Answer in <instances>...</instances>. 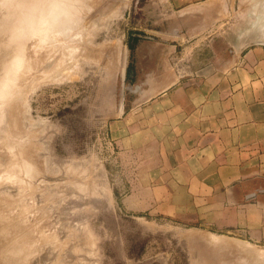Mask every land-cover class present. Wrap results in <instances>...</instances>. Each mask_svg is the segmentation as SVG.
I'll return each mask as SVG.
<instances>
[{
	"label": "rangeland",
	"instance_id": "rangeland-1",
	"mask_svg": "<svg viewBox=\"0 0 264 264\" xmlns=\"http://www.w3.org/2000/svg\"><path fill=\"white\" fill-rule=\"evenodd\" d=\"M82 1L77 3L86 8L82 9L83 21L75 17L62 27L54 26L56 31L49 39L35 35L34 40L31 37L23 42L21 55L28 59L24 73L21 71L12 86L10 82L3 86L5 93L0 97H9H2L8 100L5 102L0 98L2 107L15 108L6 114L0 107L2 119L11 117L8 123L1 119L0 229L9 222L26 220L21 233L34 237L27 264H264V244L184 227L126 206L125 197L134 187L129 180L136 176L140 163L127 161V154H121L120 128L111 124L119 118L131 92L123 75L130 62L128 38L142 39L153 31L170 33L168 23L173 19L164 9V0ZM18 2H0V54L5 53V58L15 43L6 45L18 27L5 7ZM216 18L213 29L204 33L217 35L212 46L264 43V0H236L234 9ZM78 19L82 21L79 24ZM176 31L171 32L172 38ZM54 34L72 41L71 45ZM37 43L42 48H37ZM2 44L8 48L7 55ZM58 45H65V52L57 50ZM66 46L76 47V54ZM69 53L77 56L76 60ZM54 63L60 70L71 67V73L64 70L70 73L64 77ZM20 199H24L23 205L32 200L22 212L15 205ZM36 212L42 215L38 221Z\"/></svg>",
	"mask_w": 264,
	"mask_h": 264
},
{
	"label": "crops",
	"instance_id": "crops-1",
	"mask_svg": "<svg viewBox=\"0 0 264 264\" xmlns=\"http://www.w3.org/2000/svg\"><path fill=\"white\" fill-rule=\"evenodd\" d=\"M235 2L164 0L170 33L133 48L111 126L140 163L129 209L264 244V43L216 48L204 34Z\"/></svg>",
	"mask_w": 264,
	"mask_h": 264
},
{
	"label": "bare ground",
	"instance_id": "bare-ground-1",
	"mask_svg": "<svg viewBox=\"0 0 264 264\" xmlns=\"http://www.w3.org/2000/svg\"><path fill=\"white\" fill-rule=\"evenodd\" d=\"M80 1H82V0H80ZM90 1V0H89ZM0 2H3V0H0ZM72 2L75 4V10H74V12H73V14H72V16H71V19H67V18H64V17H60V18H54V17H51V16H40V17H37V18H35V19H33L32 21H30L28 24H26V25H24L25 27L23 28V26H18V27H16L17 28V30L15 29V33L10 37L11 38V40H9V42H8V44L6 45V46H8V45H10V44H12V43H15L13 46H12V50H10V52H9V54H8V48H6V46L4 45V44H2V46L4 45L5 46V48L3 47V49H5V50H7V52H6V55L8 54V58L6 57H3L4 56V54L5 53H3V56L1 55L2 54V52H1V54H0V57L2 56L3 58H5L3 61H2V59L0 58V61H2L3 62V64L2 65H0V96H1V94L4 92L2 89H3V86L4 85H6V84H9V82L11 83V86H12V81L13 80H15L17 77H18V75L21 73V71L23 70V67L25 66L26 67V65H25V62L28 60H26V57L27 56H25V59H23V57H22V55H21V53H23V51H22V47H23V45H25V44H23V42L24 41H26V42H28V40L30 41V39L29 38H31V37H33V40H34V38H36L38 35H40L42 38L43 37H48V35H50V34H52V33H54V31H56V30H53V28H54V26L55 27H62L64 24H63V22H72V20L75 18V17H80V19H81V17H83L84 16V14H82V9L84 8V6L82 7H80L79 5H78V0H72ZM78 2V3H77ZM82 2H84V4L86 5L85 7H87V4H88V6H89V3L86 1H82ZM91 2V1H90ZM79 4H82V3H79ZM83 4V5H84ZM12 4L10 3L8 6H6L5 7V10H7V12H11L12 10H11V6ZM84 9H86V8H84ZM90 9V8H89ZM88 10V9H87ZM91 10V9H90ZM85 11V10H84ZM111 11V10H110ZM86 12V11H85ZM84 13V12H83ZM91 13V12H90ZM85 15H86V13H85ZM85 17V16H84ZM88 18V17H87ZM86 18V19H87ZM80 19H78V24H79V22L82 20H80ZM76 20V19H75ZM80 20V21H79ZM84 20V19H83ZM82 20V21H83ZM81 21V22H82ZM74 22V21H73ZM57 24H59V25H57ZM73 24V23H72ZM71 24V25H72ZM81 24L82 23H80V26H81ZM57 25V26H56ZM75 25V24H74ZM15 26V25H14ZM76 26H78L77 24H76ZM86 26V25H85ZM72 27H74V26H72ZM82 28V27H81ZM0 30H1V27H0ZM73 30V29H72ZM76 30V29H75ZM81 30V29H80ZM62 31V30H61ZM78 32V31H77ZM58 33V32H57ZM57 33H55V34H57ZM68 33H70V32H68L67 31V34ZM71 33H74V30H73V32L71 31ZM71 33H70V35H71ZM54 34V37L56 36ZM59 34V33H58ZM76 34V33H75ZM35 35H36V37H35ZM53 35V34H52ZM74 35V34H73ZM40 36H38V37H40ZM57 36H59V35H57ZM56 36V37H57ZM69 36V35H68ZM76 36V38H74V41H75V39H76V41L75 42H77V37H79L78 36V34L77 35H75ZM81 36V35H80ZM55 37V38H56ZM59 38H60V36H59ZM47 39V38H46ZM48 39H49V37H48ZM51 39H52V37H51ZM56 39H58V38H56ZM72 39H73V37H72ZM72 39H69L70 41L72 40ZM31 40H32V38H31ZM60 40L62 41V40H64V39H62V38H60ZM66 40H68V39H66ZM68 40V41H69ZM52 41V40H51ZM57 41H59V40H57ZM65 41V40H64ZM26 42H24V43H26ZM46 43H47V40L45 41ZM72 42V41H71ZM71 42H67V41H65L64 43L67 45V43L68 44H70L71 45ZM51 43V42H50ZM82 43V42H81ZM37 44H39V45H37V48L39 47H41L40 46V43H37ZM52 44V43H51ZM61 44H63V42L61 43ZM75 44H77V43H75ZM33 45H35V44H33ZM50 45V44H49ZM69 45V46H70ZM73 45H74V43H73ZM60 45H58V46H56V47H59ZM67 47L66 46V48H71V47H73V46H71V47ZM79 46V45H78ZM1 47V46H0ZM36 47V46H35ZM51 47V46H50ZM49 47V48H50ZM42 48V47H41ZM54 47H52V49H53ZM62 48H65V45L64 46H62ZM61 48V46H60V48L59 49H57V50H61L62 49ZM76 48V47H75ZM75 48H71V53H73V55H75L76 54V52L74 51V49ZM79 48V47H78ZM1 49H2V47H1ZM56 49H54L53 51H55ZM4 50V51H5ZM28 50H30V49H28ZM31 50H34V49H31ZM41 50H44V49H41ZM46 50V49H45ZM57 50H56V52H57ZM64 49H62V51H63ZM67 51H69L68 49H66ZM3 51V50H2ZM3 51V52H4ZM22 51V52H21ZM38 51H40V50H38ZM49 52H50V49L48 50ZM52 51V50H51ZM114 51V50H113ZM43 52V51H42ZM55 52V53H56ZM63 52H65V50L63 51ZM75 52V53H74ZM28 53H30V52H28ZM36 53V52H35ZM48 53V52H47ZM53 53V52H52ZM55 53H53V54H55ZM71 53H69L70 55H72ZM33 54H34V52H33ZM53 54L51 55V53L49 54V55H51L52 57H53ZM59 54L60 55H62L61 54V52H59ZM65 54V53H64ZM28 55V54H27ZM36 55V54H35ZM44 55V54H43ZM47 56H49L48 54H46ZM45 55V56H46ZM59 55V56H60ZM72 55V57H74L75 58V56H73ZM31 56V55H30ZM29 56V60H32V58ZM44 56V57H45ZM50 56V57H51ZM65 56V55H64ZM68 56V55H67ZM67 56H66V58H67ZM22 57V58H21ZM44 57H41V59H45ZM72 57H70L69 56V58L71 59ZM21 58V59H20ZM34 58V57H33ZM36 58H38V57H36ZM59 58V57H58ZM69 58H67V59H69ZM74 58H72V59H74ZM76 58H77V56H76ZM76 58H75V60H76ZM40 59V58H39ZM51 59V58H50ZM61 59V57L59 58V59H57L58 61ZM62 59H63V57H62ZM66 59V61H68ZM69 59V60H70ZM45 60H47V58L45 59ZM49 60V59H48ZM64 60H65V58H64ZM74 60V61H75ZM43 61V60H42ZM62 61V60H61ZM60 61V62H61ZM71 61H73V60H71ZM2 62H0V64L2 63ZM32 62V61H31ZM30 62V63H31ZM36 63L38 62V61H35ZM34 62V63H35ZM44 62V61H43ZM42 62V63H43ZM55 62H56V60H55ZM64 62V61H63ZM77 62V61H76ZM76 62H74V63H76ZM33 63V62H32ZM35 63V64H36ZM41 63V64H42ZM58 63V62H57ZM57 63H54V64H56V67L58 66L57 65ZM62 63V62H61ZM69 63V62H68ZM71 64H72V62H70ZM73 63V65H75ZM26 64H28V62L26 63ZM31 65V64H30ZM60 65V64H59ZM63 65V64H62ZM64 65H65V62H64ZM63 65V67H65ZM66 65H67V63H66ZM72 65V66H73ZM39 66H41V65H39ZM55 66V65H54ZM27 67H28V65H27ZM52 67H53V64H52ZM55 67V68H56ZM31 68V67H30ZM38 68V67H37ZM54 68V69H55ZM62 68V67H61ZM66 68H67V66H66ZM69 69V70H68ZM68 71L70 72L72 69H71V67L69 68L68 67ZM35 70L36 69H34L33 71L35 72ZM50 70V69H49ZM56 70H58L59 71V73L60 72H64V70H66L65 68H64V70L62 69V70H60V69H58V67L56 68ZM66 70V71H67ZM30 70L28 69V72H29ZM40 71H42V70H40ZM65 71V72H66ZM26 72V71H25ZM31 72H32V70H31ZM48 72H50V71H48ZM64 72V73H65ZM22 73H24L23 71H22ZM36 73V72H35ZM53 73V72H52ZM56 74V75H60V74ZM67 73V72H66ZM65 73V75L64 74H61V78H64L66 75H68V74H70V73H68V74H66ZM35 75V74H34ZM45 75V74H44ZM64 75V77H62ZM52 76V75H51ZM43 77V76H42ZM41 77V78H42ZM47 77H49L50 78V75H48ZM55 77V76H54ZM54 77H52V78H54ZM70 77V76H69ZM45 78H46V76H45ZM44 78V79H45ZM49 78H47V79H49ZM57 78V77H56ZM67 78H68V76H67ZM46 79V80H47ZM51 79V78H50ZM58 79V81L60 80L59 78H57ZM53 80V79H52ZM62 80V79H61ZM51 81V80H50ZM55 81V80H54ZM5 90V89H4ZM5 93V92H4ZM7 93V92H6ZM6 95V94H5ZM4 94H3V96L2 97H4V98H6V96H5ZM9 95V94H8ZM2 97H0L1 99H3V101H4V98H2ZM9 97V96H8ZM7 97V98H8ZM6 98V99H7ZM11 98V97H10ZM13 99V98H12ZM14 100V99H13ZM5 101H8V100H5ZM4 101V102H5ZM1 103H2V105H3V102H0V107H2V105H1ZM11 103V100H10V102H9V104ZM14 103V102H13ZM6 104H8L7 102H6ZM12 104V103H11ZM15 105V104H14ZM11 106V105H10ZM13 106V105H12ZM4 107V106H3ZM3 107H2V109H3ZM8 108H9V106H7ZM13 107H11V109L9 108V109H6V107H4V109H5V113L7 114V112L8 111H10L11 110V112H9V113H12L13 112V110H14V108L12 109ZM0 110H1V108H0ZM2 112H4V111H2ZM2 112H0V131H2V124H1V122L3 121L4 122V120L6 119H4V117H3V119L1 118L2 116H1V114H2ZM6 114H4V116L6 115ZM6 117H7V115H6ZM8 117H9V115H8ZM1 119H2V121H1ZM9 119H11V117L10 118H8L7 120L8 121H10ZM8 121H6L5 120V122H7L8 123ZM5 125H6V123H5ZM9 125V124H8ZM11 125L12 124H10V127H11ZM4 126V125H3ZM8 128H9V126H8ZM14 128V127H13ZM11 129V128H10ZM8 130V129H7ZM15 130V129H14ZM5 131V130H4ZM3 133H6V131L5 132H3ZM10 133H12V132H10ZM9 134V133H8ZM10 135V134H9ZM11 136H13L12 134H11ZM10 138V137H9ZM4 140V139H3ZM2 140H0V142H1ZM5 141V140H4ZM4 144V143H3ZM27 145V144H26ZM7 146V145H6ZM6 148V147H5ZM14 149V148H13ZM16 150V149H15ZM7 151V150H6ZM10 150L8 149V152H9ZM19 152H20V150H18ZM14 152H16V151H14ZM21 152H22V150H21ZM17 153V152H16ZM16 153H12V154H16ZM23 154V153H22ZM8 155H10V153L8 154ZM26 155V154H25ZM11 156V155H10ZM18 156H19V154H18ZM22 156V155H21ZM17 160V159H16ZM19 161V160H18ZM21 162V161H20ZM23 162V161H22ZM28 162V161H27ZM24 163V162H23ZM28 166V165H27ZM29 167H30V165H29ZM33 168V167H32ZM24 170V169H23ZM23 170H21V171H23ZM27 176V175H26ZM30 178V177H29ZM41 183V182H40ZM33 185V184H32ZM26 191H28V190H26ZM18 192V191H17ZM17 194V193H16ZM32 199V198H31ZM31 199H29V200H31ZM43 199V198H42ZM24 200V199H23ZM22 199H20V200H18L16 203H15V205L16 206H18V208L21 210V212L24 210V206H26L27 204H29V200L27 199V202H25L26 203V205L24 204L23 205V201ZM33 200V199H32ZM32 200L30 201V204H31V202H32ZM43 203H44V201H42ZM33 204H34V201H33ZM40 204V203H39ZM41 205V204H40ZM35 206V205H34ZM33 208V207H32ZM42 213H44V212H42ZM34 218H35V220L36 221H38L39 220V218H42V215L40 214V213H35L34 214ZM45 220H46V218H45ZM1 221H2V219L0 218V225H1ZM8 221H10V220H8ZM25 223H26V220H24V219H21V220H16V221H12V222H9V224L8 225H6V227L5 228H3V229H0V264H27V262H25L26 260V256L28 255V252H29V249H30V247H31V245H32V241L34 240V237H28V235L27 234H25V233H21V231H22V228H24L25 227ZM2 231H10L8 234H2ZM211 238V237H210ZM246 251V250H245ZM249 253L250 252H248V255H249ZM251 255V254H250ZM252 256V255H251ZM250 256V257H251ZM261 256V255H260ZM249 257V256H248ZM255 257V256H254ZM254 257H252V258H254ZM261 260H262V258H260ZM257 260V259H256ZM249 261H251V260H249ZM254 261V260H253ZM257 262V261H256ZM253 263V262H252Z\"/></svg>",
	"mask_w": 264,
	"mask_h": 264
},
{
	"label": "clouds",
	"instance_id": "clouds-1",
	"mask_svg": "<svg viewBox=\"0 0 264 264\" xmlns=\"http://www.w3.org/2000/svg\"><path fill=\"white\" fill-rule=\"evenodd\" d=\"M11 7V20L16 26H24L40 16L71 19L75 10L72 0H19Z\"/></svg>",
	"mask_w": 264,
	"mask_h": 264
},
{
	"label": "trees",
	"instance_id": "trees-1",
	"mask_svg": "<svg viewBox=\"0 0 264 264\" xmlns=\"http://www.w3.org/2000/svg\"><path fill=\"white\" fill-rule=\"evenodd\" d=\"M139 40H140V38H138L136 36H130L128 38V48L130 50V54L133 51L134 46L138 43Z\"/></svg>",
	"mask_w": 264,
	"mask_h": 264
},
{
	"label": "water",
	"instance_id": "water-1",
	"mask_svg": "<svg viewBox=\"0 0 264 264\" xmlns=\"http://www.w3.org/2000/svg\"><path fill=\"white\" fill-rule=\"evenodd\" d=\"M263 38V37H262ZM263 40H264V38H263ZM254 44V43H253ZM256 44H258V43H256Z\"/></svg>",
	"mask_w": 264,
	"mask_h": 264
}]
</instances>
